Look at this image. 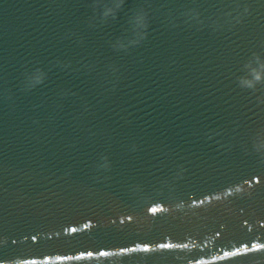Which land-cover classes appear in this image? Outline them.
<instances>
[{"label":"water","instance_id":"95a60500","mask_svg":"<svg viewBox=\"0 0 264 264\" xmlns=\"http://www.w3.org/2000/svg\"><path fill=\"white\" fill-rule=\"evenodd\" d=\"M107 9L0 0V264H264V0Z\"/></svg>","mask_w":264,"mask_h":264},{"label":"clouds","instance_id":"9594fccd","mask_svg":"<svg viewBox=\"0 0 264 264\" xmlns=\"http://www.w3.org/2000/svg\"><path fill=\"white\" fill-rule=\"evenodd\" d=\"M122 5L123 0H119ZM118 8H109L106 10L105 15L114 14ZM139 17L146 20V14H139ZM248 75L243 78L242 83L247 87H255V85L259 82L264 81V58L257 56L254 62H250L247 66ZM33 79L36 83L42 82L43 75L38 71L33 76ZM258 149L260 147H264V145H257Z\"/></svg>","mask_w":264,"mask_h":264},{"label":"snow or ice","instance_id":"6c2138e0","mask_svg":"<svg viewBox=\"0 0 264 264\" xmlns=\"http://www.w3.org/2000/svg\"><path fill=\"white\" fill-rule=\"evenodd\" d=\"M126 0H123L122 5L120 4L119 0H93V6L100 8V7H105V8H121L125 4ZM142 19V18H140ZM39 69L36 70V73H38ZM264 82V81H262ZM251 138L254 142V147L257 152H264V147H260L258 149L257 145H264V122H262L258 126H254L251 129L250 132ZM153 212L156 211L155 208L152 209ZM161 247H165V245H161ZM167 247H171V245H168ZM261 248H264V245H260ZM135 249H133L134 251ZM122 252H127L126 248L121 249ZM142 251L148 252L151 251L150 247L148 245H143ZM91 255V253H89ZM107 255V253H105Z\"/></svg>","mask_w":264,"mask_h":264}]
</instances>
